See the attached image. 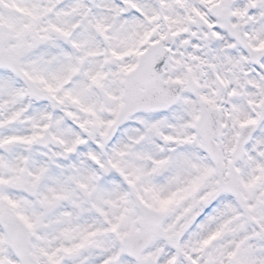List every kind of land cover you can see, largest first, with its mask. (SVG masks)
<instances>
[{
	"label": "snow or ice",
	"instance_id": "obj_1",
	"mask_svg": "<svg viewBox=\"0 0 264 264\" xmlns=\"http://www.w3.org/2000/svg\"><path fill=\"white\" fill-rule=\"evenodd\" d=\"M0 264H264V0H0Z\"/></svg>",
	"mask_w": 264,
	"mask_h": 264
}]
</instances>
